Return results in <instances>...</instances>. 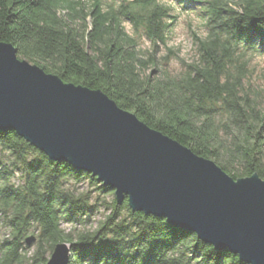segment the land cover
<instances>
[{"label": "trees", "instance_id": "trees-1", "mask_svg": "<svg viewBox=\"0 0 264 264\" xmlns=\"http://www.w3.org/2000/svg\"><path fill=\"white\" fill-rule=\"evenodd\" d=\"M174 1L204 9L208 29L197 40L198 60L177 76L147 74L158 67L155 58L175 19L159 0H0V42L65 83L102 91L232 178L264 179V111L244 92L246 55L264 53V0ZM138 33L151 44L147 57ZM0 150L11 158L0 161V202L10 228L0 264H26L29 237L36 243L30 264L46 263L62 242L71 246L67 264H246L163 217L132 210L127 197L112 200L96 229L72 235L63 226L87 225L97 204L91 191L71 186L87 181L94 192L114 191L68 162L51 160L14 131L0 130ZM11 168L21 173L22 185L9 184Z\"/></svg>", "mask_w": 264, "mask_h": 264}, {"label": "water", "instance_id": "water-1", "mask_svg": "<svg viewBox=\"0 0 264 264\" xmlns=\"http://www.w3.org/2000/svg\"><path fill=\"white\" fill-rule=\"evenodd\" d=\"M0 130L90 173L121 203L196 233L246 264H264V179H234L152 129L100 90L65 83L0 42ZM27 244L35 242L29 237ZM58 243L43 264H67Z\"/></svg>", "mask_w": 264, "mask_h": 264}, {"label": "rangeland", "instance_id": "rangeland-1", "mask_svg": "<svg viewBox=\"0 0 264 264\" xmlns=\"http://www.w3.org/2000/svg\"><path fill=\"white\" fill-rule=\"evenodd\" d=\"M91 1V0H90ZM104 3H117L121 0H102ZM160 3L167 5L171 9V15L175 17L173 26L168 35L166 44L161 46V52L155 58L158 67L150 66L147 68V74L151 77H158L162 71H167L172 76H177L185 70L186 65L193 64L198 60V39H203L208 33L207 14L200 6L181 5L174 0H159ZM126 32L133 35V29L129 23L124 24ZM135 35V34H134ZM136 40L142 55L147 57L152 51L150 42L146 37L137 34ZM247 78L245 80L244 92L255 98L256 105L264 111V53H248L246 55ZM10 157L0 150V161L6 162ZM11 159V158H10ZM9 161V160H8ZM8 163V162H7ZM11 177L9 184L20 186L23 183L22 175L17 169L11 168ZM75 185V186H74ZM79 192L91 191L92 204H97V209L90 217V221L84 226L64 225L66 232L75 235L81 231H92L102 223L110 214V204L115 198L114 194L103 195L94 192L89 183L85 181L81 184H74ZM9 212L0 202V243L10 235L7 218ZM36 235V234H32ZM36 243L26 244L27 259L26 264H30V258L35 252ZM50 253L46 260L50 258Z\"/></svg>", "mask_w": 264, "mask_h": 264}, {"label": "clouds", "instance_id": "clouds-1", "mask_svg": "<svg viewBox=\"0 0 264 264\" xmlns=\"http://www.w3.org/2000/svg\"><path fill=\"white\" fill-rule=\"evenodd\" d=\"M168 256H169V258H171V259H178L179 257H178V254H176L175 252H170L169 254H168Z\"/></svg>", "mask_w": 264, "mask_h": 264}]
</instances>
